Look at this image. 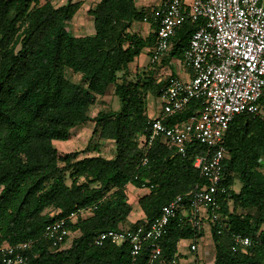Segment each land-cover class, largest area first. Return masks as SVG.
Instances as JSON below:
<instances>
[{
	"label": "trees",
	"instance_id": "obj_1",
	"mask_svg": "<svg viewBox=\"0 0 264 264\" xmlns=\"http://www.w3.org/2000/svg\"><path fill=\"white\" fill-rule=\"evenodd\" d=\"M78 8L73 0L58 7L47 0H0V241L31 240L28 264H130L127 242L96 245L94 236L126 228L132 211L129 185L149 189L138 199L145 216L129 227L149 225L174 197L204 185L194 159L207 148L191 141L183 155L162 139L150 145L139 141L150 121L147 92L159 96L165 83L150 72L128 78L130 64L157 38L158 24L146 37L131 31L147 10L138 9L134 0H100L89 10L95 32L75 36L67 23ZM199 23L182 24L171 56L184 58ZM65 69L79 74L80 82L67 77ZM110 85L121 106L97 113L92 136L112 139L115 156L80 157L85 150L60 154L54 142L68 140L74 126L92 119L90 106ZM203 108V101L194 99L166 123H181ZM225 147L227 194L220 198V223L210 225L214 264H264V117L238 115ZM78 208L93 211L70 222L71 234H79L69 247L53 246L44 237L45 226ZM237 234L253 237V244L232 249ZM202 236L203 230L187 221L172 220L156 264H171L180 240L197 242ZM149 256L145 248L140 264H147Z\"/></svg>",
	"mask_w": 264,
	"mask_h": 264
},
{
	"label": "built area",
	"instance_id": "obj_2",
	"mask_svg": "<svg viewBox=\"0 0 264 264\" xmlns=\"http://www.w3.org/2000/svg\"><path fill=\"white\" fill-rule=\"evenodd\" d=\"M147 19L146 15L144 20ZM188 19L200 22L190 37L183 59L192 70V76L187 80L174 76L166 79L159 95L161 113L150 117L142 141L150 145L162 139L183 155L191 141L204 145L207 149L197 153L194 167L207 182L174 197L149 225L109 229L94 236L96 245L106 241L127 242L130 264H140L145 248L150 251L147 264H156L162 254L161 240L176 218L187 221L197 230L204 229L207 223H220V198L227 194L223 182L227 131L240 114L264 117V0H165L157 20L153 63L168 54L178 29ZM194 99L203 101L201 112L187 116L181 123H166ZM92 211L93 208H78L49 222L44 237L53 246H63L71 235L70 222L75 223ZM253 242V237L237 234L232 249L249 247ZM32 243L31 240L16 244L0 241L3 264H28ZM190 248L198 249L196 241H192ZM177 254L171 264H179Z\"/></svg>",
	"mask_w": 264,
	"mask_h": 264
},
{
	"label": "rangeland",
	"instance_id": "obj_3",
	"mask_svg": "<svg viewBox=\"0 0 264 264\" xmlns=\"http://www.w3.org/2000/svg\"><path fill=\"white\" fill-rule=\"evenodd\" d=\"M50 1L55 7H58L60 5L65 4L68 0H47ZM100 0H73V2H76L79 4V8L74 14L73 18L67 23V29L68 31L75 35V36H83V35H89L93 34L95 32L94 28V19L93 16L89 13V10L93 9L95 5ZM142 58L148 59L147 52H144L142 55ZM65 74L67 77L71 78L72 80L76 82H80V75L74 74L70 69H65ZM122 75V72L119 73ZM137 70L135 69V66L132 65V72H130L129 79L136 80ZM140 77H143L141 73L139 74ZM160 95V94H159ZM158 95H155L153 90L150 89L147 92V102L150 109H156L157 105L159 104L160 100L157 98ZM121 106L120 100L116 97L114 94V87L113 85H110L108 90L106 91L105 95L99 96L97 95V99L94 104H92L88 110L89 116L92 118L91 120H87L83 123H80L76 126H74L71 129L70 137L66 141H56L55 145L59 151L60 154H64L71 151H81L85 150L83 153H80V157H83L84 155L92 156L97 155L98 152L103 155L106 158H113L116 153L115 149V143L112 139L108 138L107 136L103 135H97L92 136L93 128H94V121L93 118L97 115V113L101 110L107 111L112 109H119ZM142 136H140L139 141L141 142ZM91 144V147L89 149H86L88 144ZM99 146L98 151L94 149V146ZM70 180L68 179V183ZM241 187L240 180H236L234 184V188L236 191H238ZM143 192H139L135 195V198L140 195H142ZM128 198L130 199V192L128 195ZM46 212L49 214H53L55 210L47 209ZM139 212L138 210H134V216L137 215ZM130 222H126L124 225L125 227L131 226ZM211 224L206 225V228L203 230V237H201V241H199L202 244L203 250H205L203 254V260L200 264H214V256H215V248L213 243L212 234L210 232V226ZM79 233L72 232L70 239L67 241V243L64 245V247H69L72 244V240L75 236H77ZM187 242V241H186ZM186 242H181L179 245L181 246L180 249ZM210 245V246H209ZM192 255V253H191ZM190 255L183 258H189ZM208 262V263H207ZM189 264H194L189 262Z\"/></svg>",
	"mask_w": 264,
	"mask_h": 264
},
{
	"label": "crops",
	"instance_id": "obj_4",
	"mask_svg": "<svg viewBox=\"0 0 264 264\" xmlns=\"http://www.w3.org/2000/svg\"><path fill=\"white\" fill-rule=\"evenodd\" d=\"M164 2L165 0H134L135 5L137 6L138 9H146L147 11V21H134L131 26V31L133 32H138L141 36L146 37L148 36L149 33L154 31L155 29V24H157V20L159 16H161L162 11L164 9ZM173 45V42H172ZM152 47L145 48L141 54L136 57V59L130 64V72H132V65L135 66V69L137 70V75L141 73L143 75L144 72H150L157 81H166L167 78L174 76V77H180L181 79L187 80L192 76V70L187 67L184 64L183 59H180L177 56H171L170 55V50L168 54H166L160 61L153 63L151 60V55H152ZM172 48V47H171ZM170 48V49H171ZM144 52H147L148 59L142 58V55ZM136 75V76H137ZM159 98V96L157 97ZM160 100V98H159ZM161 100L159 104L157 105L156 109H150L148 105V115L149 117H157L161 113ZM56 142V141H55ZM54 142V143H55ZM128 195L130 192V199L129 202L132 205V211L128 216V221L130 223H135L137 220L143 218L144 212L141 209L138 199L135 198V195L137 193H142L146 194L149 192L148 188H139L134 185H129L128 186ZM141 196V195H140ZM134 210H138L139 212L137 213L136 216H134ZM123 225V224H122ZM206 228V227H205ZM203 237V236H202ZM201 237L197 240L196 244L198 246V249L193 251L190 248V244L192 243L191 239H182L178 242L177 244V252L180 254L178 260L179 264H189V262L194 263V264H200L203 260L202 258L204 257L203 254L206 252L202 248V244L199 242L201 241ZM187 241V242H186ZM181 242H186L180 249V243ZM210 246V245H209ZM205 251V252H204ZM192 253V255H191ZM190 255L189 258H183L187 257ZM203 257H202V256ZM205 255V254H204ZM215 259V256H214ZM208 263V262H207Z\"/></svg>",
	"mask_w": 264,
	"mask_h": 264
}]
</instances>
